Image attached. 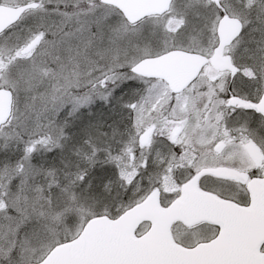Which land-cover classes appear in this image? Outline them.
<instances>
[{"label": "snow or ice", "instance_id": "6c2138e0", "mask_svg": "<svg viewBox=\"0 0 264 264\" xmlns=\"http://www.w3.org/2000/svg\"><path fill=\"white\" fill-rule=\"evenodd\" d=\"M0 264H264V0H0Z\"/></svg>", "mask_w": 264, "mask_h": 264}]
</instances>
